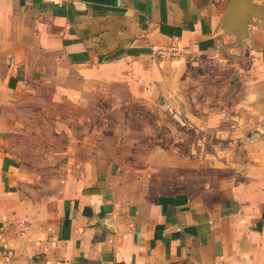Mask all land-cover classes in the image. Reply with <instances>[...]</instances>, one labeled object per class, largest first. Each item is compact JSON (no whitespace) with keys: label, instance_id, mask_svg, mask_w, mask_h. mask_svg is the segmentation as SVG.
Returning a JSON list of instances; mask_svg holds the SVG:
<instances>
[{"label":"crops","instance_id":"1","mask_svg":"<svg viewBox=\"0 0 264 264\" xmlns=\"http://www.w3.org/2000/svg\"><path fill=\"white\" fill-rule=\"evenodd\" d=\"M229 2L0 0V264H264V29L240 44ZM190 72L230 92L190 121L195 143L150 152L155 172L108 161L86 178L28 176L25 143L69 99L121 78L163 103Z\"/></svg>","mask_w":264,"mask_h":264},{"label":"rangeland","instance_id":"2","mask_svg":"<svg viewBox=\"0 0 264 264\" xmlns=\"http://www.w3.org/2000/svg\"><path fill=\"white\" fill-rule=\"evenodd\" d=\"M249 61L245 58L243 66L248 77L252 71ZM260 61L256 79L264 75V58ZM209 76L190 72L180 93L166 94L163 103L145 85L146 81L129 85L121 78L80 101L69 99L67 108L52 112V124L37 127L33 135L36 140L25 143L33 149V153L22 154L24 165L29 167L28 176L48 183L64 176L86 178L90 167L108 161L148 169L155 163L152 150L164 147L184 151L188 143H195L188 139V134L194 132L190 121L197 122L198 116L206 119L212 112L206 110V105L226 98L230 92L231 83L225 76ZM248 77L246 81L253 79ZM168 154L171 158L182 157L186 163L194 153ZM146 174L152 177L155 173Z\"/></svg>","mask_w":264,"mask_h":264},{"label":"water","instance_id":"3","mask_svg":"<svg viewBox=\"0 0 264 264\" xmlns=\"http://www.w3.org/2000/svg\"><path fill=\"white\" fill-rule=\"evenodd\" d=\"M240 19L236 26V19ZM259 25L264 29V1L230 0L223 20L226 33L236 34L240 44L246 43L249 27Z\"/></svg>","mask_w":264,"mask_h":264},{"label":"built area","instance_id":"4","mask_svg":"<svg viewBox=\"0 0 264 264\" xmlns=\"http://www.w3.org/2000/svg\"><path fill=\"white\" fill-rule=\"evenodd\" d=\"M51 1H58V2H61V3H64V4H67L73 0H51ZM158 53L160 55H171L174 53V49H163V48H159L158 49Z\"/></svg>","mask_w":264,"mask_h":264}]
</instances>
